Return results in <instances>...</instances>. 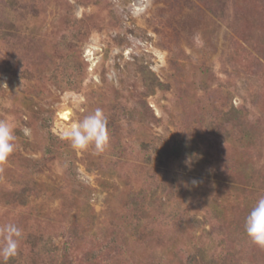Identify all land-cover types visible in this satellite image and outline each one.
I'll use <instances>...</instances> for the list:
<instances>
[{
    "label": "rangeland",
    "instance_id": "1",
    "mask_svg": "<svg viewBox=\"0 0 264 264\" xmlns=\"http://www.w3.org/2000/svg\"><path fill=\"white\" fill-rule=\"evenodd\" d=\"M96 108L108 147L74 150L59 132ZM0 120L9 264H264L245 232L264 196V0H0Z\"/></svg>",
    "mask_w": 264,
    "mask_h": 264
},
{
    "label": "clouds",
    "instance_id": "2",
    "mask_svg": "<svg viewBox=\"0 0 264 264\" xmlns=\"http://www.w3.org/2000/svg\"><path fill=\"white\" fill-rule=\"evenodd\" d=\"M108 118L103 110L96 108L82 120L72 123L59 132L62 140L70 142L77 151H84L94 145L96 153H102L110 142ZM25 136L31 135L27 127L23 129ZM16 136L13 126L7 120H0V165L5 164L15 150ZM190 163V160L187 161ZM2 171V167H0ZM193 184L197 182L193 180ZM245 232L253 244L264 249V196H262L245 219ZM3 242L0 244V264H9L17 255L18 241L22 239V230L15 224H7L0 228Z\"/></svg>",
    "mask_w": 264,
    "mask_h": 264
},
{
    "label": "trees",
    "instance_id": "3",
    "mask_svg": "<svg viewBox=\"0 0 264 264\" xmlns=\"http://www.w3.org/2000/svg\"><path fill=\"white\" fill-rule=\"evenodd\" d=\"M150 74L154 76V73L152 71H150ZM146 83H147V81H146ZM148 88H150V85H148ZM235 122L238 123V124L242 123V121H241V119L239 117L236 119V121L234 120V123ZM164 154L167 157H170V158H183V157H188L189 151H188V149H187V147L185 145L173 144V145L167 146L165 148ZM144 197L145 196L143 195V193L139 192L137 194V196H135L133 198H130L129 202H133L132 204L137 206L138 210H143L145 204L147 203V202H145ZM148 204L150 206L153 203L151 201H149Z\"/></svg>",
    "mask_w": 264,
    "mask_h": 264
}]
</instances>
